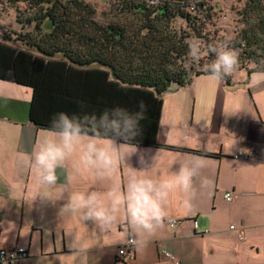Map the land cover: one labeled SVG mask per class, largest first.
<instances>
[{"label":"crops","instance_id":"crops-1","mask_svg":"<svg viewBox=\"0 0 264 264\" xmlns=\"http://www.w3.org/2000/svg\"><path fill=\"white\" fill-rule=\"evenodd\" d=\"M249 79L242 89H225L216 80L223 91L215 94L198 95L192 91L194 80L166 92L157 140L180 148L137 145L143 151L140 165L133 155L101 176L81 162L84 144L92 138L86 134L57 168L58 180L50 189L54 199H37L31 206L28 197L38 190L39 181L29 160L48 128L30 120L32 89L0 79V248L27 250L29 255L20 264H264V88L250 87ZM200 81L198 85L204 82ZM98 138L101 145L111 142ZM239 151L250 158L236 157ZM182 154L202 159L206 167L201 176L212 184L202 188L196 181L190 207L183 205V193L172 192L166 210L181 222L176 226L166 222L142 248L123 242L128 229L123 208L108 234L83 219L86 209L71 211L74 193L96 192L107 206V193L123 191L134 176L159 184L175 171L173 161ZM227 191L237 195L231 202L224 197ZM73 232L86 237L85 254L69 250ZM120 248L126 253L120 254Z\"/></svg>","mask_w":264,"mask_h":264},{"label":"trees","instance_id":"trees-1","mask_svg":"<svg viewBox=\"0 0 264 264\" xmlns=\"http://www.w3.org/2000/svg\"><path fill=\"white\" fill-rule=\"evenodd\" d=\"M210 2L158 0L149 6L146 0H108L100 11L86 0H27L28 14L17 9L16 17L23 29H32L3 34L0 79L32 89L30 120L46 128L62 111L135 109L142 99L147 119L133 143L180 148L157 140L163 95L207 75L204 61L189 63L186 42L214 43L205 32L215 14ZM237 14L240 26L230 46L250 75L264 70V0H244ZM168 64L177 70L167 71ZM224 80L230 84L232 77Z\"/></svg>","mask_w":264,"mask_h":264},{"label":"clouds","instance_id":"clouds-1","mask_svg":"<svg viewBox=\"0 0 264 264\" xmlns=\"http://www.w3.org/2000/svg\"><path fill=\"white\" fill-rule=\"evenodd\" d=\"M149 6L158 0H146ZM234 37L229 35L224 39L203 45L198 40L187 41L189 60L202 65L203 71L215 80L232 77L240 66L239 52L231 47ZM211 54L214 58L208 62ZM169 72H175L173 64L165 66ZM264 84V70L251 73L249 86L256 88ZM83 108V105L81 106ZM147 105L141 99L135 109L124 106L105 108L101 112H59L51 119L49 128L42 138H38L33 147L29 166L38 177V190L28 197L29 206L37 199L53 200L52 189L58 180L57 168L61 167L67 158L83 143L86 134L92 138L84 144L80 159L83 165L97 169L103 176L121 161L137 156L139 165L142 163L141 152L138 149L137 137L142 136V122L147 119ZM228 116V115H226ZM106 137L109 143L101 145L98 137ZM119 140L121 144L115 141ZM38 146V147H37ZM187 157V159H181ZM173 161L175 171L165 180L157 184L147 177H132L123 191L110 190L107 193L108 205L100 201V195L92 193H74L71 199V211L83 214L84 220H91L101 233H112V226L121 208L124 209L128 229L123 242L137 249L146 244V238L155 235L165 223L175 224V219L166 210L165 201L170 194L179 190L184 194L182 201L185 207H190L196 194L195 183L199 180L200 187H210L212 181L201 176L205 162L191 154H182ZM178 165V166H177ZM65 209L60 210L63 215ZM111 242V241H109ZM72 252L85 254L89 245L85 236L73 232L68 241ZM165 254H167L166 250Z\"/></svg>","mask_w":264,"mask_h":264},{"label":"rangeland","instance_id":"rangeland-1","mask_svg":"<svg viewBox=\"0 0 264 264\" xmlns=\"http://www.w3.org/2000/svg\"><path fill=\"white\" fill-rule=\"evenodd\" d=\"M91 2L93 5L97 7L98 10L102 11L106 9L108 6V0H86ZM212 4L215 5V14L212 20L207 24L205 29L206 35L213 38V42L218 41L220 37L225 38L226 36H236L238 32L240 22L239 16L237 14V10L243 5L244 0H210ZM17 9L26 11L22 13L23 17L28 14V5L27 0H17L15 4H11L9 0H0V36L4 33H10L12 36L16 32H24L26 30L32 29V25L26 26L24 29L21 24L16 20ZM179 24V22H178ZM201 42L203 45L207 46L206 43L201 39H195ZM190 64H193L189 61ZM248 76H251L247 73V71L243 68H238L237 72L234 76H232V80L230 85L227 84L225 80H220L225 89H230L236 87L237 89L247 88L248 85ZM194 80V81H193ZM192 83H196L197 85L193 87L192 91H196L198 95L205 93H218L223 91L222 89H218V82L215 79H211L208 75L204 76H195L193 78ZM200 80H204L202 85H198ZM191 84V83H190ZM261 88H264V84L260 85ZM177 87H173L172 90H175ZM191 90V89H190ZM236 90V89H235ZM169 95V91L167 92ZM166 95V96H167Z\"/></svg>","mask_w":264,"mask_h":264},{"label":"built area","instance_id":"built-area-1","mask_svg":"<svg viewBox=\"0 0 264 264\" xmlns=\"http://www.w3.org/2000/svg\"><path fill=\"white\" fill-rule=\"evenodd\" d=\"M236 157L239 158H243V159H249L250 156L242 151H239L238 154H236ZM224 197L227 201L231 202L233 201L237 195L234 194V192L232 191H227L224 194ZM174 218V217H173ZM175 219V224H170L171 226H176L177 224H179L181 222L180 219L178 218H174ZM194 224L195 226L197 225V221L194 220ZM232 228L234 226H231ZM167 254H165V251L162 250V254L171 260H175V256L168 252L166 250ZM120 254H125L126 251L124 248H120L119 250ZM28 252L25 249L19 248V247H12V248H0V264H20V260H22L23 258L28 257ZM178 263V261H176Z\"/></svg>","mask_w":264,"mask_h":264},{"label":"flooded vegetation","instance_id":"flooded-vegetation-1","mask_svg":"<svg viewBox=\"0 0 264 264\" xmlns=\"http://www.w3.org/2000/svg\"><path fill=\"white\" fill-rule=\"evenodd\" d=\"M16 15H17V13H16ZM16 20H17V17H16Z\"/></svg>","mask_w":264,"mask_h":264}]
</instances>
